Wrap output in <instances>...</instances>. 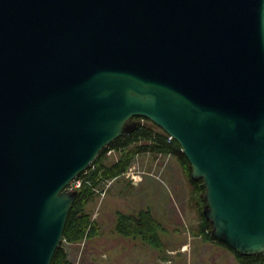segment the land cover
I'll use <instances>...</instances> for the list:
<instances>
[{
    "label": "water",
    "instance_id": "obj_1",
    "mask_svg": "<svg viewBox=\"0 0 264 264\" xmlns=\"http://www.w3.org/2000/svg\"><path fill=\"white\" fill-rule=\"evenodd\" d=\"M148 119L212 235L264 253V0H0V264H50L69 184Z\"/></svg>",
    "mask_w": 264,
    "mask_h": 264
},
{
    "label": "rangeland",
    "instance_id": "obj_2",
    "mask_svg": "<svg viewBox=\"0 0 264 264\" xmlns=\"http://www.w3.org/2000/svg\"><path fill=\"white\" fill-rule=\"evenodd\" d=\"M118 155L116 150L108 151V161H115ZM189 191L177 158L137 154L125 173L100 183L86 206L99 223L100 234L92 240L65 243L68 257L75 264H238L229 248L195 235L199 219ZM141 208L151 210L165 227L163 252L116 232L117 212L135 213Z\"/></svg>",
    "mask_w": 264,
    "mask_h": 264
},
{
    "label": "trees",
    "instance_id": "obj_3",
    "mask_svg": "<svg viewBox=\"0 0 264 264\" xmlns=\"http://www.w3.org/2000/svg\"><path fill=\"white\" fill-rule=\"evenodd\" d=\"M145 120V123L132 132L118 136L103 147L93 162L69 184L73 187L77 180L81 181L80 185L74 188L76 190L74 202L69 211L62 238L50 264H75L68 257L64 244L92 240L100 234V225L86 210V206L95 198L96 190L102 181L115 179L125 173L134 157L143 152L172 155L177 158L188 183L190 199L199 219L195 235L200 236L205 242L218 243L229 248L234 253L238 264H264V253L239 254L212 235L211 223L203 214L205 204L203 180L191 178V165L181 150L180 144L174 138L169 139V135L156 124L148 119ZM109 150L118 152L119 155L115 161H108L107 152ZM115 230L122 237L141 239L148 246L160 252L166 249L161 238L165 227L149 209L141 208L135 213L117 212Z\"/></svg>",
    "mask_w": 264,
    "mask_h": 264
},
{
    "label": "built area",
    "instance_id": "obj_4",
    "mask_svg": "<svg viewBox=\"0 0 264 264\" xmlns=\"http://www.w3.org/2000/svg\"><path fill=\"white\" fill-rule=\"evenodd\" d=\"M168 137H169V139L172 138L170 135H169ZM109 151H110V150H109ZM85 172H86V171H85ZM80 183H81V181H80V180H77V181L74 183V185L79 186Z\"/></svg>",
    "mask_w": 264,
    "mask_h": 264
},
{
    "label": "flooded vegetation",
    "instance_id": "obj_5",
    "mask_svg": "<svg viewBox=\"0 0 264 264\" xmlns=\"http://www.w3.org/2000/svg\"><path fill=\"white\" fill-rule=\"evenodd\" d=\"M139 119H142V118H140V117H132V118H131V121L139 120Z\"/></svg>",
    "mask_w": 264,
    "mask_h": 264
}]
</instances>
